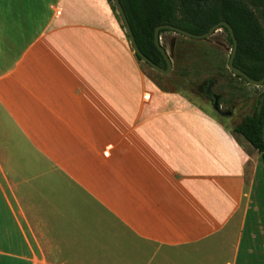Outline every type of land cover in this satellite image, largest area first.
<instances>
[{
	"label": "crops",
	"instance_id": "0c3cea01",
	"mask_svg": "<svg viewBox=\"0 0 264 264\" xmlns=\"http://www.w3.org/2000/svg\"><path fill=\"white\" fill-rule=\"evenodd\" d=\"M263 168L108 0H0V264H264Z\"/></svg>",
	"mask_w": 264,
	"mask_h": 264
},
{
	"label": "trees",
	"instance_id": "16d2710c",
	"mask_svg": "<svg viewBox=\"0 0 264 264\" xmlns=\"http://www.w3.org/2000/svg\"><path fill=\"white\" fill-rule=\"evenodd\" d=\"M120 1L139 48L157 65L167 68L166 60L154 41L155 29L158 26L170 24L194 34H204L217 23L226 21L234 29L238 40L235 66L255 80L264 77V0ZM225 30L228 32L227 28ZM167 32L173 31L162 30V36ZM178 35L187 39L181 34ZM229 39L233 44L231 36ZM135 56L138 62L142 61L136 53ZM237 77L241 78V76ZM263 95L264 92L257 101L254 114L245 117L242 123L233 128V131L242 135L259 151L264 165V101L261 100ZM260 106L261 111H259Z\"/></svg>",
	"mask_w": 264,
	"mask_h": 264
},
{
	"label": "rangeland",
	"instance_id": "374dc122",
	"mask_svg": "<svg viewBox=\"0 0 264 264\" xmlns=\"http://www.w3.org/2000/svg\"><path fill=\"white\" fill-rule=\"evenodd\" d=\"M108 2L128 37L114 1L108 0ZM162 42L173 60L174 68L169 75L151 69L143 61L139 62L145 74L155 83L189 98L231 128L238 125L245 116L254 113V107L258 97L264 92V86L248 84L231 72L229 60L233 44L226 30L221 29L205 40L183 39L175 32H167L162 36ZM208 79H216L218 82L215 92L223 97L221 109L232 111V117H223L214 111L213 103L200 91V87L207 86ZM261 171H264V168ZM244 252L245 249L243 254Z\"/></svg>",
	"mask_w": 264,
	"mask_h": 264
},
{
	"label": "water",
	"instance_id": "95a60500",
	"mask_svg": "<svg viewBox=\"0 0 264 264\" xmlns=\"http://www.w3.org/2000/svg\"><path fill=\"white\" fill-rule=\"evenodd\" d=\"M113 1H114L116 8H117L118 14L122 18L123 24L125 26L126 32H127L129 39L131 41L134 52L138 56L141 57V59L144 63L148 64L155 71H157L163 75H169L173 71V68H174L173 60H172L171 56L169 55V52L167 51V49L164 47L163 42H162V34H161L162 30H170V31H173L177 34H181L187 38H192V39H196V40H205V39L212 37L214 34H216L221 29L227 28L229 30V33H230L232 39H233V49H232L231 58L229 61L230 70L235 75H240L243 78H245L252 85H255V86H263L264 85V77L260 80H255V79L251 78L247 73H245L244 71H242L241 69H239L238 67L235 66V58H236L237 51H238V40L236 38L234 29L232 28V26L228 22L221 21V22L217 23L216 25H214L208 32H206L204 34H194V33H191L189 31H186L184 29H181L179 27L170 25V24L158 26L155 29L154 41H155L156 47L159 49V51L162 53L164 59L166 60L167 68H163V67L157 65L156 63H154L151 59H149L141 51V49L139 48V46L137 44L135 35L133 33V30L131 28V25L129 23L128 17L126 15V12L123 8L121 1L120 0H113ZM263 100H264V97H263ZM216 109H219L218 98H216Z\"/></svg>",
	"mask_w": 264,
	"mask_h": 264
},
{
	"label": "flooded vegetation",
	"instance_id": "af4514ba",
	"mask_svg": "<svg viewBox=\"0 0 264 264\" xmlns=\"http://www.w3.org/2000/svg\"><path fill=\"white\" fill-rule=\"evenodd\" d=\"M224 30H225V28H224ZM228 35L229 36H231L230 35V33H229V30H228ZM232 38V37H231ZM233 40V39H232ZM231 58V57H230ZM230 61V60H229ZM237 67V66H236ZM239 68V67H238ZM230 69V68H229ZM240 69V68H239ZM243 71V70H242ZM232 72V71H231ZM233 73V72H232ZM246 73V72H245ZM234 74V73H233ZM235 75V74H234ZM237 76H240V75H235V77H237ZM238 78V77H237ZM240 80H242V81H244L243 79H245V78H243L242 76H241V78H239ZM246 80V79H245ZM247 81V80H246ZM246 83H248V84H250L248 81L246 82ZM206 84H207V86H205V88H203V87H200V91L203 93V95H204V97L207 99V100H209V101H211L212 103H213V109H214V111H216L219 115H221V116H223V117H232L233 116V112L232 111H229V110H227V111H222V103H221V100H223V97H222V95H220V94H216V92H215V87L217 86V84H218V82L216 81V79H208L207 81H206ZM252 85V84H251ZM255 86V85H254ZM264 86V85H263ZM257 87H260V86H257ZM260 96H261V94H260ZM260 96L258 97V99L260 98ZM263 97H264V95L261 97V100L262 101H264L263 100ZM216 98H218V106H219V109H216ZM258 101V100H257ZM256 105H257V103H256ZM255 108H256V106L254 107V112H255ZM259 111H261V106L259 107ZM254 114V113H253ZM253 114H251V115H253ZM248 116V115H247ZM247 116H245V117H247ZM245 117H244V119H245ZM243 119V120H244ZM243 120L240 122V123H242L243 122ZM239 123V124H240Z\"/></svg>",
	"mask_w": 264,
	"mask_h": 264
}]
</instances>
